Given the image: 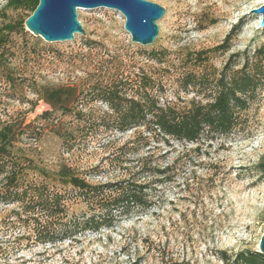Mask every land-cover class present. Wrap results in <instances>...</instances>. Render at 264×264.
Wrapping results in <instances>:
<instances>
[{
	"label": "rangeland",
	"instance_id": "rangeland-1",
	"mask_svg": "<svg viewBox=\"0 0 264 264\" xmlns=\"http://www.w3.org/2000/svg\"><path fill=\"white\" fill-rule=\"evenodd\" d=\"M146 1L165 9L157 22L158 36L146 47L131 43L123 17L103 8L77 10L86 35L76 34L72 41L46 43L25 28L12 33L7 65L0 68V124L16 126L17 147L40 165L54 168L65 162L81 172L106 169L107 173L91 180L94 183L116 180L123 176L122 169L138 167V160L147 155L159 163L174 162L168 179L152 191V208L110 230L80 232L41 245L34 242L33 231L49 225L45 215L37 210L24 213L23 204L0 197V264H223L221 253L232 259L241 251H258L264 233V88L231 135L208 144L202 141L199 151L185 143L165 146L135 141L129 144L130 153L117 162L122 163L120 167L107 165L134 139L132 133L96 131L106 112L100 102H91L84 94L77 105L85 115L81 121L59 113L42 116L50 111L37 98L42 86H73L86 93L95 82L117 79L132 85L141 75L158 84L161 103L183 108L193 97L180 90L181 75L195 68L186 61L187 52L220 45L242 22L228 51L212 55L204 67L195 68L219 71L230 54L252 53L264 41L258 28L260 17L250 12L264 0ZM5 5L6 0H0V26L25 19L26 12H14ZM211 19L216 23L207 26ZM161 50L165 57L156 61L151 54ZM76 127L82 133L66 151L69 146L56 132ZM85 211L83 204L74 203L67 210V221Z\"/></svg>",
	"mask_w": 264,
	"mask_h": 264
},
{
	"label": "trees",
	"instance_id": "trees-1",
	"mask_svg": "<svg viewBox=\"0 0 264 264\" xmlns=\"http://www.w3.org/2000/svg\"><path fill=\"white\" fill-rule=\"evenodd\" d=\"M38 1L6 0L5 8L27 15L17 23L0 26V68L7 65L6 48L10 35L24 30V21L33 13ZM215 23L216 20L211 19L207 26ZM241 23L230 30L220 45L187 52L186 61L190 60L195 68H202L212 55L228 51ZM260 32L264 36V29ZM151 55L156 61L161 60L156 58L165 57L162 50ZM195 68L180 78L181 92L193 95L183 108L161 103L158 84L146 75H141L132 85L117 79L100 84L95 82L86 93L73 86H42L36 94L38 100L50 108L42 116L59 113L79 121L84 120L85 115L77 105L84 94L89 95L91 102H100L106 108L96 131L114 132L120 136L132 133L134 140L119 149V155L110 161L108 168L122 161V156L131 151L129 144L135 141L165 146H170L171 142L185 143L199 151L202 141L208 144L234 133L242 122V115L264 88V41L252 53L230 54L219 71L211 67V71H195ZM72 129L66 133L61 129L56 132L69 146L66 151L72 149L77 135L82 133L78 127ZM16 134L15 125L0 124V197L7 203L23 204L24 213L37 210L45 215L49 225L36 226L33 231L34 242L41 245H52L80 232L107 231L124 219L147 213L152 208V191L168 179L167 174L174 164L152 161L147 155L138 160V167L122 169L123 176L116 180L94 183L91 180L108 171L94 167L81 172L65 162H59L54 168L40 165L21 153L16 145ZM117 164L122 166V163ZM118 169L114 168V171ZM74 203L83 204L86 211L72 222L67 221V210ZM221 261L223 264H264V256L255 251H241L229 259L226 253H221Z\"/></svg>",
	"mask_w": 264,
	"mask_h": 264
},
{
	"label": "water",
	"instance_id": "water-1",
	"mask_svg": "<svg viewBox=\"0 0 264 264\" xmlns=\"http://www.w3.org/2000/svg\"><path fill=\"white\" fill-rule=\"evenodd\" d=\"M108 9L118 12L124 19L123 28L130 41L143 47L151 45L158 36L157 22L165 9L146 0H39L33 13L24 21V28L46 43L72 41L74 36H85V30L77 20L78 9ZM260 17L259 29H264V4L252 11ZM258 253L264 256V233Z\"/></svg>",
	"mask_w": 264,
	"mask_h": 264
}]
</instances>
